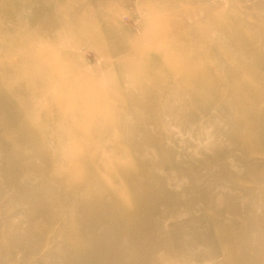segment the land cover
Returning <instances> with one entry per match:
<instances>
[{"label":"rangeland","instance_id":"rangeland-1","mask_svg":"<svg viewBox=\"0 0 264 264\" xmlns=\"http://www.w3.org/2000/svg\"><path fill=\"white\" fill-rule=\"evenodd\" d=\"M132 263L264 264V0H0V264Z\"/></svg>","mask_w":264,"mask_h":264},{"label":"bare ground","instance_id":"bare-ground-1","mask_svg":"<svg viewBox=\"0 0 264 264\" xmlns=\"http://www.w3.org/2000/svg\"><path fill=\"white\" fill-rule=\"evenodd\" d=\"M249 134H250V133H249ZM246 136H247V135H246ZM86 187H88V186H86ZM88 188H89V187H88ZM90 188H91V187H90ZM98 195H99V194H98ZM93 196H94V195H93ZM101 198H103V197L101 196ZM97 200H98V199H97ZM100 200H101V199H100ZM92 201H94V200H91V203H92ZM103 201H104V200H103ZM103 201H102V202H103ZM115 201H116V200H115ZM77 202H78V201H77ZM86 202H87V201H86ZM86 202L84 201V203H86ZM95 202H96V199H95ZM117 202H118V201H117ZM96 203H97V202H96ZM96 203H95V204H96ZM103 203H104V202H103ZM110 203H111V205L113 204L112 202H110ZM100 204H101V203H100ZM100 204H98V205L100 206ZM109 205H110V204H109ZM111 205H110V206H111ZM84 206H87V205L85 204ZM88 206H89V204H88ZM95 206H97V205H95ZM113 206H114V204H113ZM116 206H117V203H116ZM89 207H90V206H89ZM114 207H115V206H114ZM119 207H121V206H119ZM94 208H95V207H94ZM100 208H101V206H100ZM116 208H118V206H117ZM96 209H97V208H96ZM120 209H122V207H121ZM120 209H119V210H120ZM88 210H89V209H88ZM117 210H118V209H117ZM117 210H116V211H117ZM119 210H118V211H119ZM123 210H125V209H123ZM129 212H130V211H129ZM88 213H89V212H88ZM125 213H126V212H125ZM81 214H82V213H81ZM83 214H84V213H83ZM121 214H122V212H121ZM87 215H88V214H87ZM126 215H127V214H126ZM128 215H129V214H128ZM83 216H84V215H83ZM88 217H89V215H88ZM99 217H100V216H99ZM104 217H105V216H104ZM106 218H107V217H106ZM130 218H131V217H130ZM97 219H98V218H97ZM110 219H112V218H110ZM100 220H101V219H100ZM82 223H83V220H82ZM85 223H86V222H85ZM127 227H128V226H127ZM76 228H79V227L77 226ZM74 229H75V228H74ZM79 229H80V228H79ZM79 229H78V231H79ZM69 231H70V230H69ZM73 231H75V230H73ZM73 231H72V232H73ZM90 231H91V230H90ZM67 232H68V231H67ZM75 233H76V232H75ZM77 234H78V233H77ZM123 234H124V232H123ZM123 234H122V235H123ZM75 235H76V234H75ZM135 235H136V234H135ZM76 236H78V235H76ZM123 236H124V235H123ZM123 236H122V237H123ZM133 236H134V235H133ZM69 237H70V236H69ZM80 238H81V237H79V240H80ZM74 240H75V239H74ZM74 240H73V241H74ZM76 240H77V239H76ZM81 240H82V239H81ZM73 241H71V242L73 243ZM77 242H79V241H77ZM72 243H71V244H72ZM76 244H77V243H76ZM102 244H103V243H102ZM73 245H74V244H72L71 246H73ZM76 246H77V245H76ZM67 248H68V247H67ZM70 248H71V247H70ZM73 248H74V247H73ZM76 249H77V247H76ZM67 254H69V253H67ZM144 260H145V259H144ZM136 261H138V259H136ZM143 262H144V261H143ZM147 262H148V261H147ZM132 264H133V263H132Z\"/></svg>","mask_w":264,"mask_h":264}]
</instances>
